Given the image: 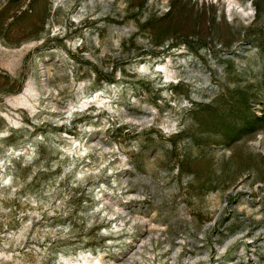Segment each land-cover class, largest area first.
<instances>
[{
  "label": "rangeland",
  "instance_id": "374dc122",
  "mask_svg": "<svg viewBox=\"0 0 264 264\" xmlns=\"http://www.w3.org/2000/svg\"><path fill=\"white\" fill-rule=\"evenodd\" d=\"M0 264H264V0H0Z\"/></svg>",
  "mask_w": 264,
  "mask_h": 264
}]
</instances>
